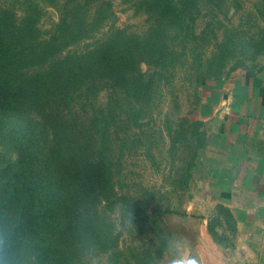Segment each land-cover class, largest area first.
<instances>
[{
    "label": "rangeland",
    "instance_id": "374dc122",
    "mask_svg": "<svg viewBox=\"0 0 264 264\" xmlns=\"http://www.w3.org/2000/svg\"><path fill=\"white\" fill-rule=\"evenodd\" d=\"M36 1L42 10L36 23L39 33L48 36L65 5L62 0ZM85 1L79 16L85 9L86 17L97 22L93 20L88 36L68 47L81 50L120 30L135 51L141 73L140 90L127 94L120 83L104 81L91 104L77 99L63 116L76 134L65 135L61 143H77L74 156L85 153L92 161V110L115 103L106 151L111 201L99 207L118 237L116 264H170L168 249L177 242L189 255L198 256L200 264H261L264 254L250 244L249 252L235 235L228 195L208 196L201 182L198 164L206 138L197 117L203 80L218 81L236 70L264 65V0H193L180 19L172 20L160 18L146 0ZM99 6L110 18L97 15ZM28 117L36 123L40 163L52 151L50 131L38 117ZM50 172L56 175L58 168L50 165ZM65 221L62 211L48 228L51 238L58 237ZM21 238L30 246L26 233ZM75 264L112 263L105 254L79 250Z\"/></svg>",
    "mask_w": 264,
    "mask_h": 264
},
{
    "label": "trees",
    "instance_id": "16d2710c",
    "mask_svg": "<svg viewBox=\"0 0 264 264\" xmlns=\"http://www.w3.org/2000/svg\"><path fill=\"white\" fill-rule=\"evenodd\" d=\"M42 1L49 4L57 0ZM80 3L62 0L65 7L48 36L39 33L36 23L42 10L36 0L0 4V230L20 239L26 233L30 247L38 254V264H75L79 250L105 254L112 264L120 255L117 234L105 222L103 206L99 207L111 201L106 151L115 103L92 110V161L85 153L82 158L74 156L77 143H61L65 135L76 134V128L63 116L77 99L91 104L104 81L120 83L127 94L140 90L141 73L135 51L120 30L81 50L68 47L88 36L93 20L97 22L86 17L85 9L79 16ZM145 3L160 18L172 20L180 19L193 0ZM100 9L98 16L110 18L109 12ZM207 82L216 80H203ZM28 115L38 117L42 127L50 131L52 151L40 163L36 160V123ZM50 165L58 168L56 175L50 172ZM62 211L66 221L58 237L51 238L48 228Z\"/></svg>",
    "mask_w": 264,
    "mask_h": 264
},
{
    "label": "crops",
    "instance_id": "0c3cea01",
    "mask_svg": "<svg viewBox=\"0 0 264 264\" xmlns=\"http://www.w3.org/2000/svg\"><path fill=\"white\" fill-rule=\"evenodd\" d=\"M199 97L201 182L208 196L228 195L237 239L264 254V65L203 83Z\"/></svg>",
    "mask_w": 264,
    "mask_h": 264
},
{
    "label": "clouds",
    "instance_id": "9594fccd",
    "mask_svg": "<svg viewBox=\"0 0 264 264\" xmlns=\"http://www.w3.org/2000/svg\"><path fill=\"white\" fill-rule=\"evenodd\" d=\"M169 251L170 264H200L198 256L189 255L177 242ZM37 253L10 231L0 230V264H38Z\"/></svg>",
    "mask_w": 264,
    "mask_h": 264
}]
</instances>
